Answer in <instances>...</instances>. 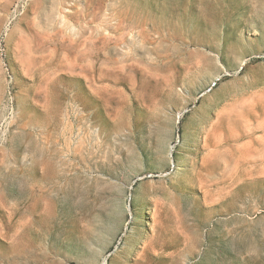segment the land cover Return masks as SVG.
Here are the masks:
<instances>
[{"label": "rangeland", "instance_id": "1", "mask_svg": "<svg viewBox=\"0 0 264 264\" xmlns=\"http://www.w3.org/2000/svg\"><path fill=\"white\" fill-rule=\"evenodd\" d=\"M0 264H264V0H0Z\"/></svg>", "mask_w": 264, "mask_h": 264}]
</instances>
